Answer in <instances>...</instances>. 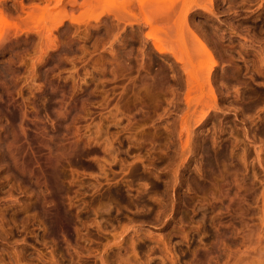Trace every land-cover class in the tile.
Returning <instances> with one entry per match:
<instances>
[{
  "label": "rangeland",
  "instance_id": "obj_1",
  "mask_svg": "<svg viewBox=\"0 0 264 264\" xmlns=\"http://www.w3.org/2000/svg\"><path fill=\"white\" fill-rule=\"evenodd\" d=\"M0 264H264V0H0Z\"/></svg>",
  "mask_w": 264,
  "mask_h": 264
}]
</instances>
